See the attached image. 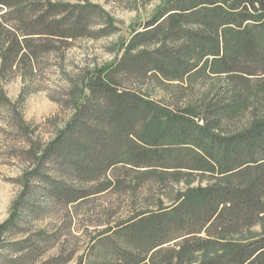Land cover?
<instances>
[{
  "label": "trees",
  "instance_id": "16d2710c",
  "mask_svg": "<svg viewBox=\"0 0 264 264\" xmlns=\"http://www.w3.org/2000/svg\"><path fill=\"white\" fill-rule=\"evenodd\" d=\"M98 9L107 16L89 2L0 0V81L33 64L35 36L79 37ZM82 82L39 158L58 166L38 173L49 201L76 211L115 189L133 201L142 187L171 192L99 230L81 264H264V0H166L121 58ZM10 105L0 87V107Z\"/></svg>",
  "mask_w": 264,
  "mask_h": 264
},
{
  "label": "rangeland",
  "instance_id": "374dc122",
  "mask_svg": "<svg viewBox=\"0 0 264 264\" xmlns=\"http://www.w3.org/2000/svg\"><path fill=\"white\" fill-rule=\"evenodd\" d=\"M165 1L53 0L89 2L100 6L107 16L98 9L90 29L74 39L35 36L33 64H19L10 80L0 81L12 101V105L0 107V227L23 204L17 228L0 240V264L5 258L26 255L30 259H23L21 264H81L99 230L143 207L154 208L159 194L171 192L167 187L143 193L142 187L139 200L133 201L129 191L115 189L89 196L74 211L62 202L49 201L46 184L38 177L39 172L58 170L56 163H44L39 158L75 113L84 72L121 58L134 30L151 19ZM12 22L25 32L18 21ZM259 82L253 79L254 84ZM84 92L89 93L87 89ZM254 230L259 231V226ZM58 256L63 259L56 261Z\"/></svg>",
  "mask_w": 264,
  "mask_h": 264
}]
</instances>
